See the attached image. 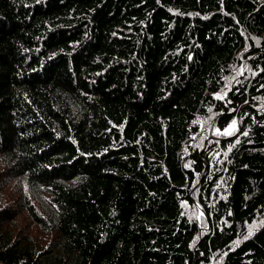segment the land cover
Here are the masks:
<instances>
[{"label":"trees","instance_id":"16d2710c","mask_svg":"<svg viewBox=\"0 0 264 264\" xmlns=\"http://www.w3.org/2000/svg\"><path fill=\"white\" fill-rule=\"evenodd\" d=\"M0 264H264V0H0Z\"/></svg>","mask_w":264,"mask_h":264},{"label":"rangeland","instance_id":"374dc122","mask_svg":"<svg viewBox=\"0 0 264 264\" xmlns=\"http://www.w3.org/2000/svg\"><path fill=\"white\" fill-rule=\"evenodd\" d=\"M233 127H234V124H233L228 130L232 129ZM228 130H227V131H228ZM7 188H8V187H7ZM7 192L10 194L11 197L14 196V192H13V191H11V190H7Z\"/></svg>","mask_w":264,"mask_h":264},{"label":"bare ground","instance_id":"6f19581e","mask_svg":"<svg viewBox=\"0 0 264 264\" xmlns=\"http://www.w3.org/2000/svg\"><path fill=\"white\" fill-rule=\"evenodd\" d=\"M14 161H15V159H14Z\"/></svg>","mask_w":264,"mask_h":264},{"label":"snow or ice","instance_id":"6c2138e0","mask_svg":"<svg viewBox=\"0 0 264 264\" xmlns=\"http://www.w3.org/2000/svg\"><path fill=\"white\" fill-rule=\"evenodd\" d=\"M251 234V233H250ZM238 243V242H237Z\"/></svg>","mask_w":264,"mask_h":264}]
</instances>
